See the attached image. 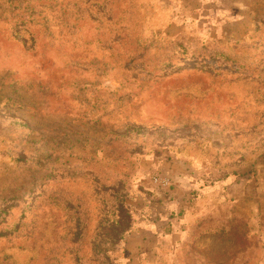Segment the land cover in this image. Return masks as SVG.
Returning <instances> with one entry per match:
<instances>
[{"label": "rangeland", "instance_id": "1", "mask_svg": "<svg viewBox=\"0 0 264 264\" xmlns=\"http://www.w3.org/2000/svg\"><path fill=\"white\" fill-rule=\"evenodd\" d=\"M0 264H264V0H0Z\"/></svg>", "mask_w": 264, "mask_h": 264}]
</instances>
